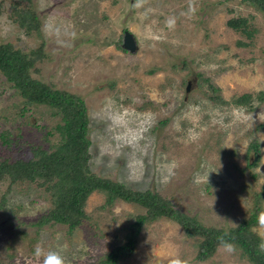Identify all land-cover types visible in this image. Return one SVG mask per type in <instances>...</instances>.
Wrapping results in <instances>:
<instances>
[{"label": "rangeland", "instance_id": "rangeland-1", "mask_svg": "<svg viewBox=\"0 0 264 264\" xmlns=\"http://www.w3.org/2000/svg\"><path fill=\"white\" fill-rule=\"evenodd\" d=\"M133 3L0 0V42L25 52L42 46L30 74L84 98L92 171L131 188L156 190L203 224L228 229L248 215L253 192L264 181V126L258 127L264 124V99L256 96L264 91L263 12L250 0H194L191 17L182 15L189 0H148L140 9ZM22 8L36 14V28L18 23L16 10ZM238 15L255 28L251 37L227 25ZM170 16L176 17L174 29L166 26ZM124 29L136 38L134 52L118 47ZM240 38L249 43L237 44ZM201 75L219 85L229 102L212 100ZM243 92H252L254 107L230 101ZM59 116L46 104L26 105L0 72V160L32 158L36 145L51 148ZM252 137L260 141L261 157L250 167ZM171 161L175 174L162 183V164ZM197 173L204 182H193ZM103 200L102 192L92 191L87 217L71 232L58 222L38 226L34 221L51 206L46 188L0 178V264H41L37 245L59 249L66 264H102L134 215L145 211L118 198L102 207ZM198 240L159 216L143 223L133 253L119 264H167L174 253L190 264H253L239 247L227 254L218 246L199 260Z\"/></svg>", "mask_w": 264, "mask_h": 264}, {"label": "trees", "instance_id": "trees-1", "mask_svg": "<svg viewBox=\"0 0 264 264\" xmlns=\"http://www.w3.org/2000/svg\"><path fill=\"white\" fill-rule=\"evenodd\" d=\"M250 1L264 15V0ZM16 14L20 25L27 28L37 27V16L30 8L17 9ZM226 23L247 37H251L255 30L248 22V18L242 15L231 16ZM121 41L120 37L118 47L125 49ZM236 43L245 45L249 41L240 38ZM41 54L42 46L25 52L14 47L11 42H0V72L17 89L24 103L46 104L54 113L60 115V121L53 126L58 138L52 143L51 148L36 145L33 147L32 158L0 160V178L8 177L9 183L18 180L35 181L49 192L51 206L34 221L36 225L58 222L66 224L68 231L71 232L87 217L85 210L87 198L92 191L98 190L104 195L102 207L111 204L117 198L136 202L145 207L144 212L134 215V220L130 222L123 235V241L113 245L104 253L100 260L102 264H119L120 260L129 257L134 251L143 223L159 216H166L176 221L187 236L199 237L195 255L199 260L210 257L218 248L217 237L228 232L231 242L241 249L242 254L249 261L253 264H264V253L259 252L257 247L260 243V235L254 228L257 226L258 212L264 210L262 204L264 181L261 188L253 192L254 199L248 215L225 229L203 224L197 216L174 207L169 198L162 196L156 190L131 188L122 182L95 173L89 164L91 140L88 136L89 116L84 98L67 89L54 87L30 74V68ZM201 79L209 89V97L212 100L219 103L229 102L219 93L220 86L209 76L201 75ZM256 96L259 100H263L264 91H259ZM253 97L252 92H243L233 96L230 101L252 108L255 106ZM262 126L263 123L258 127ZM51 132L53 130L47 133ZM247 149L251 155L248 156L246 166H257L261 157L258 137L251 138ZM251 174L255 175L254 172Z\"/></svg>", "mask_w": 264, "mask_h": 264}, {"label": "clouds", "instance_id": "clouds-1", "mask_svg": "<svg viewBox=\"0 0 264 264\" xmlns=\"http://www.w3.org/2000/svg\"><path fill=\"white\" fill-rule=\"evenodd\" d=\"M147 2L148 0H134V3L132 4V8L134 9L144 8ZM195 13H196V5L194 3V0H189L187 10L184 13H182V15L191 17L195 15ZM166 26L169 29H174L176 26V17L175 16L168 17L166 20ZM45 28L51 30L50 25L46 24ZM59 33H60V29L56 28L55 34L59 35ZM71 35L74 37L75 32H72ZM176 167L177 164L175 161L166 162L162 164V170H163V175L161 177L162 183L169 182L171 177L174 176L175 174L174 169ZM208 175L206 180L207 183H208ZM193 182L195 184H200L204 182V180L203 177L199 173H197L193 178ZM228 221L231 222L230 220ZM257 228L259 230L258 234L260 235V243L257 246L258 251L264 253V210L259 211L257 214ZM217 240L219 242L218 243L219 248H221L225 253L232 254L236 251V245L231 242V239H229L228 232H224L222 235L218 236ZM34 255L38 259H40L41 264H66V259L59 249H48L47 251H45L44 248H42L40 245H37L34 249ZM167 264H190V261L188 259L182 258L178 253H174L169 257Z\"/></svg>", "mask_w": 264, "mask_h": 264}, {"label": "water", "instance_id": "water-1", "mask_svg": "<svg viewBox=\"0 0 264 264\" xmlns=\"http://www.w3.org/2000/svg\"><path fill=\"white\" fill-rule=\"evenodd\" d=\"M121 45L130 52H134L137 50L138 45L136 38L133 32H131L129 29L123 30ZM189 83L190 82L188 81L186 84V91L189 90Z\"/></svg>", "mask_w": 264, "mask_h": 264}]
</instances>
